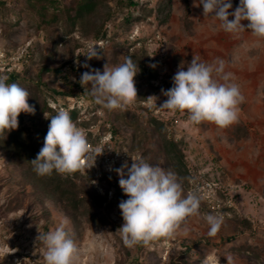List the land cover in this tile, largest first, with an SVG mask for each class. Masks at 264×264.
<instances>
[{
    "label": "rangeland",
    "instance_id": "374dc122",
    "mask_svg": "<svg viewBox=\"0 0 264 264\" xmlns=\"http://www.w3.org/2000/svg\"><path fill=\"white\" fill-rule=\"evenodd\" d=\"M57 1L65 7L74 2ZM108 1L86 24L77 25L67 38L57 40L55 47L53 38L27 19L10 33L0 22V75L24 68L21 74L28 81V103L33 100L37 105L48 98L53 110H78L81 119L91 126L77 127L83 130L91 148L102 150L92 168L72 178L78 194L86 199L78 212H72L52 188L43 189L34 177H28V166L16 153L9 157L0 149V264H45L38 238L56 228L64 217L70 221L66 231L79 250V264H227L229 256L232 264H264V38L254 36L247 28L239 33L225 32L219 20L204 16L199 0H188V23L185 0H172L171 16L164 25L156 20L154 12L160 0H138L142 10L134 12V17L140 14L143 20L130 26L124 24L125 15L113 11V0ZM230 2L239 5L240 0ZM236 8L232 5L229 12ZM241 23L247 25L249 21ZM104 32L109 41L97 48L95 35ZM63 34L60 26L56 35ZM91 47H96L98 58L86 56ZM193 56L210 64L224 61V71L232 74L230 82L245 98L239 105L238 122L221 129L209 122H191L187 113L169 114L159 108L167 99L161 90L173 86V76L180 68L186 71ZM126 57L138 66L134 77L137 97L125 108L109 111L95 102L87 86H81V69L103 72L106 64L118 65ZM66 64L69 84L63 79L54 82L51 74L38 82L43 68ZM154 74L158 80H152ZM20 115L21 124L14 131L21 125V140L30 136L38 142V131L47 127L50 115L44 114V120L36 112ZM152 119L158 126L151 124ZM165 137L174 139L183 149L189 173L184 168L181 173L172 172L182 184L184 196L197 194L201 205L198 214L189 217L173 237L128 248L119 231L124 221L118 206L128 196L119 185L116 169L125 164L130 167L132 159L143 157L171 171L161 147ZM107 158L113 161L110 166ZM101 166L110 175L104 183L98 180ZM124 172L127 178V168ZM188 174L193 177L189 184ZM67 175L61 174L63 179ZM204 182L216 185L205 191ZM92 185L107 193L100 206L94 202ZM208 214L223 218L220 230L211 237L205 219Z\"/></svg>",
    "mask_w": 264,
    "mask_h": 264
},
{
    "label": "clouds",
    "instance_id": "9594fccd",
    "mask_svg": "<svg viewBox=\"0 0 264 264\" xmlns=\"http://www.w3.org/2000/svg\"><path fill=\"white\" fill-rule=\"evenodd\" d=\"M199 3L204 16L219 20L225 32L239 33L247 28L254 36L264 38V0H240L233 12H229L230 0H199ZM229 16L234 19L230 20ZM245 20L249 21L247 25L241 23ZM86 56L98 58L96 47H91ZM224 68L222 60L210 64L193 56L187 70L180 68L173 76V86L161 90L167 99L159 108L168 110L169 114L187 113L191 122H209L221 129L238 122L239 105L245 98L239 87L230 82L232 74L226 73ZM137 72V64L126 57L118 65L109 67L106 64L103 72L95 69L82 73L79 82L82 87H88L90 95L103 108L123 109L137 97L134 80ZM7 80V76L0 75V134L17 129L22 112L35 114V107L28 103L30 93L27 89L18 83H7ZM101 153L99 148L90 147L85 133L77 127L70 113L59 110L50 118L43 147L30 162L39 176L51 175L54 171L74 174L92 168ZM132 160L130 167L125 164L116 169L119 185L128 196L118 205L124 221L119 231L128 248L173 237L189 217L198 214L201 205V197L197 194L184 196L182 184L174 172L152 165L143 157ZM205 219L210 226L208 235L215 236L223 218L208 214ZM69 223L64 217L56 228L40 234L38 239L45 264H79V250L66 231ZM183 232L186 235L187 229ZM226 259L227 264H232L230 256Z\"/></svg>",
    "mask_w": 264,
    "mask_h": 264
},
{
    "label": "trees",
    "instance_id": "16d2710c",
    "mask_svg": "<svg viewBox=\"0 0 264 264\" xmlns=\"http://www.w3.org/2000/svg\"><path fill=\"white\" fill-rule=\"evenodd\" d=\"M108 0H74V2L69 6H62L60 1L57 0H0V22L6 25V30L10 33V30L20 24L23 19H27L32 24L36 26L38 31H44V33L49 37L53 38V47L56 46L57 40H64L72 34L74 28L77 25L86 24L87 21L94 17L96 13L100 10L101 7L108 5ZM114 4V12L120 11L124 17V24L131 25L134 22H139L143 20V16L138 14L134 17V12L141 11L142 6L138 0H113ZM231 4L235 7L239 5L237 3L231 2ZM186 7V17L185 22H189V14L190 8L188 4V0H185ZM172 9V0H160L157 3L155 8V18L159 21L160 24H166L171 16ZM14 15H17V20L13 22ZM60 26L64 28V34L62 36L56 35L60 31ZM104 41L108 42L109 39L107 34L104 32L102 34L97 33L95 35V42ZM29 57V52L26 54ZM25 59H23L22 63L24 64ZM69 64V63H68ZM63 65L61 67H57L54 69H49L47 67L43 68L40 71V75L38 76V82H41L42 77L45 74L53 75L54 82L59 79H63L66 83H70L69 74L65 71L66 66ZM26 64H24L25 66ZM81 71L86 72V69H81ZM22 72H24V68L21 71L17 69H12L10 71H5L4 74L8 77L7 83H18L21 87L28 90V81L22 77ZM27 71H25V74ZM158 75L154 74L151 76L152 80H158ZM161 84H165L163 81ZM56 92V91H55ZM54 92V93H55ZM55 94H59L56 92ZM61 96H70V93H61ZM30 105H33V100H31ZM35 107L36 114L39 115L41 120L43 119L44 114H49V119L47 120V127L44 130L38 131V142H34L33 139L28 136L23 137L21 140V136L24 135L23 129L20 128L17 131L11 130L0 134V149L5 151L9 157L14 156L16 153V157L21 159L28 166V177H34L38 186H42L43 189L52 188L54 194H58L61 201L65 202L66 209L69 211L78 212L86 199L81 197L76 189V184L73 181V177H79L81 175V171H77L74 174H68L65 179L62 178L61 174L57 172H53L51 175L39 176L33 170V165L31 164V160L35 159L39 150L43 147L44 138L47 134L48 127L50 124V118L55 115L58 111L53 110L50 107L48 98L42 100L41 103L37 105H33ZM70 113L72 120L76 123V125L82 128H88L91 125H88V121L81 119L80 112L76 109H66ZM21 115L18 117V124H21ZM151 124L154 126H158V123L155 119H152ZM112 134L116 136L117 129L115 127L112 128ZM156 133V130H153ZM11 151L13 152L10 154ZM162 152L167 160V167L171 171H178L181 173V168L185 169V156L183 154V149L180 147L179 143L175 142L172 138H164L161 144ZM7 156V157H8ZM100 171V179H98L101 183L108 181L110 179V175L107 170L101 166L99 167ZM184 172L189 173L188 169H185ZM94 177L93 173H91ZM95 179V177H94ZM193 179L192 175L188 174V184L189 181ZM94 195L93 199L96 205H102L107 199V193L102 194L99 188L94 185ZM76 218V217H75Z\"/></svg>",
    "mask_w": 264,
    "mask_h": 264
},
{
    "label": "built area",
    "instance_id": "2783aa9c",
    "mask_svg": "<svg viewBox=\"0 0 264 264\" xmlns=\"http://www.w3.org/2000/svg\"><path fill=\"white\" fill-rule=\"evenodd\" d=\"M94 45L97 47V48H102V47H104V45H105V42L104 41H99V42H96V43H94ZM71 109H73V108H71ZM106 163H107V165L108 166H110L111 164H113V161H112V159L111 158H107L106 159ZM109 170V169H108ZM215 183H210V182H204L203 184H202V189L203 190H207V191H210L211 189H213L214 187H215Z\"/></svg>",
    "mask_w": 264,
    "mask_h": 264
}]
</instances>
